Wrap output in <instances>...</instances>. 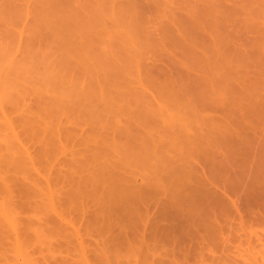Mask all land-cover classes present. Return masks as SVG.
Returning a JSON list of instances; mask_svg holds the SVG:
<instances>
[{
	"label": "rangeland",
	"instance_id": "374dc122",
	"mask_svg": "<svg viewBox=\"0 0 264 264\" xmlns=\"http://www.w3.org/2000/svg\"><path fill=\"white\" fill-rule=\"evenodd\" d=\"M208 1L209 0H0V104H2L0 108L3 106L0 109V126L2 128L6 126L3 124L6 120V118H4L5 113V116H7V119L9 118L11 120L8 119L10 123H12L13 129L16 131H10L11 135H13V133H18L19 135H17V138L20 136L18 139L21 140L20 142L15 138V135H13L14 137L11 136L9 130H7L8 133H6L5 136H3V134L0 136V144L5 143L7 146V143L10 141H15L18 147L21 149L23 148L22 150L24 152L27 150L26 147H28L29 152H26L33 154L34 157L32 162L35 160L34 163L28 165L31 168V170L29 169L32 173L31 176L34 177V180L36 179L35 181L41 182V184H37L36 187L40 186L45 188L41 190V188L38 187L40 188L39 191L44 192L48 190L46 189L48 185L46 182L47 179H50V181L53 179L52 183H54L56 182L54 178L60 175V179L62 180L63 173L65 174V171L68 172L70 168L68 165L69 163L71 165V161H73L71 159L73 150L82 153L81 155H77V157L80 156L83 158L85 152L86 154H91L100 143L101 147H103L102 149H104L107 154H105V158H107L106 160L108 161H105L106 166L113 161L111 160L109 162L108 156H110L111 159H117L118 156L122 157L124 152L123 156H125L128 154L125 151L128 148L134 157L138 156L137 163L138 161L144 162V159L146 160L147 164L145 162V164L138 163V167L137 163L134 162L135 158L131 157L134 159V163L131 162V164H129L128 161L126 164V167L130 168V170L127 168V170H121L125 173L129 170L128 172H130L131 175L134 174L132 183L136 185H134L135 189L138 188L137 186L147 181L154 184L159 180L160 182L157 183L164 182L162 184H167L169 182L172 183V181H178V184L184 182L192 184L193 182L192 186H196L199 181L197 182L198 178L196 175H192L194 169L192 173H190L192 168L188 170L191 166H189V164H191L190 162L196 163L198 165L195 164L196 167L200 169L203 167L210 168L208 173L218 171V174L215 173V178L220 182L226 179L227 175L230 176V178L232 176H234V178L238 176L237 178H241L243 181L247 180L252 171L255 170H253V168L257 167V164L260 163V159L261 161L264 159V157H262L264 156V0H210L211 3ZM189 2L191 3L190 6H188L190 4ZM259 2H262V4H259ZM236 7L238 9H236ZM210 8H212L213 12L209 11L210 13H208V10H211ZM201 9L207 11L204 13ZM187 10L193 11L190 14L192 15V19L188 18L190 11L188 12ZM195 10L196 14H194ZM184 17L185 19H183ZM186 17L193 20V22ZM212 21H214L215 24ZM247 21L250 23H247ZM191 23H193L192 26L198 23L197 25L199 27L196 25L193 28L190 26ZM235 23L238 24L236 25ZM185 24L187 30L184 27ZM196 27L198 29H196ZM236 32L238 34H235ZM194 33L196 35H192ZM240 35L243 36L241 37ZM195 40L199 45L195 43ZM191 46L192 48H190ZM103 57L106 60H104ZM111 60L116 61L117 64L115 65ZM104 61H109V65H112V67L107 65L109 62L105 64ZM97 62L98 64H96ZM101 62L107 65V68L109 67V69H111V73L114 71L117 72V76L122 75L120 79L115 78L117 82L114 80L113 83L110 82L116 75L113 76V74H109L113 77H111V79H108L109 77H104L103 72L106 70L108 74V71L105 69L106 67H103V70L100 68L102 67ZM127 63L129 64L127 65ZM125 64L127 70L122 69L125 68ZM95 67L100 70L97 71ZM80 69H82V71ZM125 70L126 72H124ZM78 72L79 76H77ZM92 72L95 74H92ZM96 72L101 76L103 75L102 81L104 84V78L105 80H110V83L108 81L107 85H102L101 81L99 82L100 85L98 82L96 83L95 80L99 81L101 78L100 75H96L98 74ZM62 73L64 77H62ZM64 73L66 76L69 74L71 80L75 78L76 82L78 81L79 84L78 82L75 84L72 83L75 80H72V82H69V80L67 81L66 79L67 77L69 78V76L65 78ZM71 73L73 74L71 75ZM80 73L83 77L80 76ZM91 74L92 77L89 76ZM52 75L54 76V78H52L56 86L53 84V81H49ZM94 75H96L97 78H94ZM90 77L94 78V81L91 80ZM57 82H59V85ZM63 83L64 85H62ZM96 84H98V86ZM73 86H75V90L77 89L76 86H78V90L81 88V91L79 90L80 92H77H83L77 96V100L81 102L88 100L89 102H87L90 106L92 104V107L94 106L92 102H96L97 100L94 101V99L92 101L88 91L93 95L95 94L94 91L98 92L102 87H105L106 94H111V96L116 95L115 97H117V94L122 92L127 94V96L125 99L121 100L123 104H121L120 101L115 102V104L113 102V107L116 106V109L112 108L113 110L115 109L114 113H111L113 116L108 112V114L106 113L105 115L104 113L102 115L101 118L104 119L106 124H104V122L102 123L100 120V122L97 123L98 120L96 121V118H94L96 116L93 115L94 117H92V115L87 114V112L86 114H82V112H85L82 106H85L86 109L88 103L81 104L80 102L81 106L79 108L81 111L83 110L81 114L78 106L76 107L75 103L72 104L76 98H74L73 94L72 98V95L70 96L67 93H71L70 90L73 89ZM67 87L69 88L68 92L66 91L68 89ZM84 88L86 91H82ZM60 91L63 94H61ZM72 91H74V89ZM221 91L224 93H221ZM74 92L77 94L76 91ZM84 92L89 95L86 96L89 99L83 100L82 96L86 95ZM58 95L61 99H58L59 101H54L52 98L56 100L59 98ZM64 95L66 98H63ZM19 97L21 98L20 101ZM70 98L71 100H69ZM44 103L45 105L42 106ZM137 103L141 106H138ZM47 104L48 106H46ZM51 104L60 106L57 107V112L60 108L61 110L58 113L62 114L58 115L55 111L56 109H54L55 112H53L52 108L54 106L56 107V105L51 106ZM116 104L120 108H123L122 105L127 106H124L127 108V111L123 112L125 114H115L119 109ZM42 107H44V109L46 107L48 108L44 110ZM70 107H72V111ZM144 108L146 110H143ZM2 109H4L3 114H1ZM47 109L52 110V112L48 110L51 113H56L57 117H53L49 112L46 113ZM131 109L133 111H131ZM137 109L141 112L139 113ZM39 113H41V118H37ZM143 113H147V115H142ZM50 115L52 117H50ZM46 116L48 118H45ZM103 116L106 117V120ZM39 118H45V120L43 119L44 121H41L43 123L40 122L41 124L38 125L36 121L33 122V119L38 120ZM148 118L149 120H147ZM25 119H28L30 123L29 126ZM29 119L30 121L32 120L33 126ZM144 119H146V121ZM142 121H144V123H150L147 124V126ZM127 122L130 123L128 124ZM141 123L146 125V127ZM58 124L63 128H60ZM44 125L50 128L55 127L54 129L57 130H52L58 133L52 132L49 127L47 128ZM115 125H118L119 128L117 126L114 130L113 128H115ZM120 125H124L123 127H125V130L123 127L122 129L126 135L122 132V129H120ZM94 127L97 128L94 129ZM128 127H130V132L127 133L129 130ZM39 128L43 129L40 130ZM60 129L63 130V133ZM65 129H68L70 132V134H68L70 137L72 136V138L66 139L68 138V131H65ZM27 130H31V132ZM35 130H37V134L34 137ZM92 130H95L98 134L96 132L92 133ZM116 131L120 132L121 136L120 134L116 136V134H114ZM7 134L10 135V137H8ZM57 134L60 135L58 136ZM130 136L131 138L128 139ZM141 137L145 138H143L144 140L142 139V141L149 140L147 144L144 142L141 144V141H139ZM110 138H113L114 140L112 139V141L115 142L122 138L120 141L123 140L125 143L120 142L121 144L124 143L121 145V147L123 146L121 149L126 148L124 152H121L122 154L118 153V155L113 151L111 145H109V142H112ZM259 141H262V143H258ZM53 142L55 144H53ZM12 143L14 144V142ZM21 143H23L24 147L26 146V150ZM144 144L145 146L147 145L146 148ZM125 145L129 147H124ZM140 146H142V148H140ZM250 147H252L251 150H253V153L255 151V155L250 150ZM42 149L45 151L42 152V157L40 159L38 158L40 156L38 155V151L41 152ZM260 150H263V152L261 151V153H259ZM112 151L114 157H111V155H113L111 154ZM43 153H45V157ZM47 154L50 155L49 158L51 159L52 157L53 160L47 158ZM221 158H223L222 161L220 160ZM168 160H171V162H169L171 163L169 164L170 166L167 163ZM188 160L189 164L187 165ZM172 161L176 162L172 163ZM94 165H96V163H94ZM175 165L180 167L177 166L176 169ZM185 166L189 167L186 168ZM214 166L216 169H214ZM91 168L93 171L94 167ZM211 168L214 171H211ZM234 173L236 175H234ZM196 174L200 175L201 173L199 172V174ZM167 176H169L168 180L164 178L167 182L164 180L162 181V178L159 179L160 177ZM64 180L65 179H63V183L61 181L59 185H56L58 184L56 182L54 183V187L52 186L57 195H60L63 199L65 197L63 193L69 192L73 186L71 185V181V183H69V180ZM127 185H129V182ZM171 186L173 187L172 184L168 187ZM177 186L176 184L173 189L171 188L170 191L172 193H170V191H168V193L171 194L172 197L176 195V197L179 198V195L176 194L179 187ZM182 186L184 185L182 184ZM198 186L195 189L196 192L200 194L202 190H200ZM88 188L89 191L92 187L89 186ZM59 189L62 193L59 192ZM195 189L193 191L191 190V192L194 193ZM223 189L224 186L218 188V191L223 193ZM130 190H134V188L130 187ZM137 190L138 192H136ZM137 190L134 191L136 193L142 192L139 191V188ZM143 192V195L147 198L145 201L149 199V201L153 203L151 204L147 203L149 201H144L146 206L149 204V211L152 210V212L157 213L159 212L158 209H161L160 206L162 207L163 204L167 206L165 202L166 195H163L165 198L161 200V198H156V195L160 193L153 195V192L149 190ZM145 192L149 194V198ZM229 193L231 194L232 192L229 191ZM125 194L126 193H124V195ZM234 194L235 193H232L231 196H236V194ZM158 196L162 197V193ZM45 197H47V195ZM45 197L43 195V199L40 198L41 202L46 203L47 199ZM152 197L153 201L151 200ZM83 201L82 203H85L88 200L85 199ZM104 201L102 205L105 203V206L111 205L107 197ZM154 202L156 204H154ZM94 204L95 202L89 201L85 203V206L83 204L80 205L82 207V211L79 208L81 212L78 211L79 209L75 208L69 215L65 213L67 214V220L65 219L64 221H72L75 226L82 229L81 232H84L83 235L85 236H83V238L87 241V255L90 254L89 257L91 260H94V264H104V261H102L104 260L103 254L99 253L94 256V252L97 251H95V249H100L101 251L100 243H102L105 237L98 236L94 234V232L92 235H86L85 230L86 225L91 224L89 221L90 213L96 210L94 207L97 208V205ZM158 204H160V206L156 207ZM145 205L142 206L144 208L141 207L143 211L147 210ZM125 206L121 205L115 211V214L108 212L117 216V218L115 217L117 222L119 221L118 223L123 225L128 222V211L130 210V208H128V210ZM128 206L133 208V205ZM84 209H86L85 214L82 213ZM22 215L27 216V213ZM147 219L148 217H145L143 220L147 221L146 223L149 224L150 221ZM143 220L140 221L142 222ZM140 221L139 224H145L144 222H142L144 223L142 224ZM255 226L256 225H254V227ZM262 226L260 225L259 228H262ZM118 229L115 228L110 234L115 231L118 233L119 230L122 229L125 230V228ZM71 237L70 239L73 238L77 240L76 237ZM60 238L56 237L55 239L53 237L52 240L54 243H57L58 241H62V238L61 240ZM73 239L71 240L72 243H70L72 245L69 244V247L75 250L76 245L74 246L73 244H77L78 248L79 242L77 243L76 240ZM257 241L258 240L255 241L257 243L256 250L259 251L262 246L261 251L263 252V243L260 244ZM89 244L91 246H89ZM255 244L253 245L254 254L258 253L255 252ZM3 246L4 249L0 248L1 252L3 251L5 256L8 254V258H10L11 261L13 260L12 262L9 260L8 264H13V262L15 264H25L23 256H20L19 260L16 258L17 253L12 244L8 242L6 246L5 244ZM244 246L246 247L248 244H244ZM253 251H244V259L246 256L252 257V259L256 256L259 261L255 264H264L261 255L262 252L252 255ZM51 254H53V252ZM92 254L93 256H91ZM229 254L231 261L229 260L230 262L228 264L244 263V259H241L242 256H239L240 258L238 256L236 257L238 253L235 249ZM40 255L41 254H37L34 256L40 257ZM75 255H73V258H78V256ZM218 255H215V261L212 257L209 258L208 264H227L222 261L223 259H220ZM45 257L46 259H53L50 261L52 262L55 256H51L50 253H48ZM95 257L96 259H94ZM132 261L134 263V260ZM122 264H127L126 258L122 259Z\"/></svg>",
	"mask_w": 264,
	"mask_h": 264
},
{
	"label": "bare ground",
	"instance_id": "6f19581e",
	"mask_svg": "<svg viewBox=\"0 0 264 264\" xmlns=\"http://www.w3.org/2000/svg\"><path fill=\"white\" fill-rule=\"evenodd\" d=\"M257 1H259V0H257ZM208 2L211 3L210 0ZM188 4H186V5H188ZM247 4H249V3H247ZM259 4H262V2H259ZM190 5H191V3L188 6H190ZM207 5H209V4H207ZM211 6H213V5H211ZM240 6H242V5H240ZM259 6H263V5H259ZM207 7H209V6H207ZM223 7H225V6H223ZM210 9L211 10H208V13H210L209 11L213 12L212 8H210ZM236 9H238V8L236 7ZM202 11H204V13H205L207 10L206 11L202 10ZM254 11H256V10H254ZM192 12L190 11L188 18L192 19V15H190ZM258 13H259V11H258ZM194 14H196V10H195ZM193 18H194V16H193ZM249 18H251V17H249ZM183 19H185V17ZM191 19H188V20L193 22V20H191ZM212 22H214V21H212ZM247 23H250V22L247 21ZM192 24L193 23H191L190 26H192ZM197 24L198 23H196V25ZM214 24H215V22H214ZM185 26H186V24L184 25V27ZM195 26H192V27L194 28ZM242 26H243V24H242ZM259 26H261V25H259ZM185 29H186V27H185ZM196 29H198V28L196 27ZM190 30H188V31H190ZM232 30H231V32H232ZM54 31H55V29H54ZM199 32H201V31H199ZM50 33H51V30H50ZM54 34H56V33H54ZM235 34H238V33L236 32ZM50 35H52V34H50ZM192 35H196V34L194 33ZM240 36L242 37L243 35H240ZM235 39H237V38H235ZM196 40H195V43L197 44ZM190 41H192V40H190ZM216 42H218V41H216ZM240 43H242V42H240ZM197 45H199V44H197ZM219 47H221V46H219ZM238 47H239V45H238ZM190 48H192V46ZM237 49H240V48H237ZM70 51H73V50H70ZM236 54H238V53H236ZM104 57H103V59H104ZM104 60H106V59H104ZM189 60H190V58H189ZM193 60L196 61L195 59H193ZM112 61L115 65L117 64L116 61L111 60V62ZM218 61H219V59H218ZM108 62L104 61L105 64ZM104 63L101 62L102 67H100V68L102 69L103 67H106L105 69H107L108 74H107L106 70L104 69L105 70L103 72L104 77L105 78L109 77L108 79H111L112 76H110V75L113 74V76H114V75H116L117 72L112 71V73H111L110 72L111 69H109V67L107 68V65H109L110 62L107 65H105ZM191 63H192V61H191ZM224 63H225V61H224ZM96 64H98V62ZM101 64H99V65H101ZM128 64L129 63H127V65ZM109 66L112 67V65H109ZM125 66H126V64L124 65V67ZM96 67H98V66H96ZM126 68L127 67L122 68V69L124 70ZM80 70L82 71V69H80ZM96 70L99 71L100 69L98 70L96 68ZM126 70L124 72H126ZM230 71H232V70H230ZM96 73H98V72H96ZM100 73L103 74L102 72H100ZM72 74L73 73H71V75ZM92 74H95V73L92 72ZM92 74L89 76L92 77ZM96 75L99 76L100 74L98 73ZM96 75H94L93 77L97 78ZM54 76H55V74H54ZM54 76L52 75L49 78V81L50 82L53 81V84L55 82L53 79ZM67 76H69V74H67ZM67 76L65 74V78ZM77 76H79V72H78ZM80 76H81V73H80ZM102 76H101L99 81L95 80L96 83L98 82L99 85H100V83H99L100 81L102 82V85L104 84L102 81L103 80ZM116 76L114 78L112 77L113 79L111 81L110 80L109 81L113 83L115 81V78L120 79V77L122 75H119L117 77ZM57 77H58V74H57ZM62 77H64L63 73H62ZM81 77H83V76H81ZM91 77H90V79L94 81V78H91ZM69 78L67 77V79H66L67 81L69 80V82L70 81L72 82V80H75V78H72V80H71L70 76H69ZM78 78H80V77H78ZM105 78H104V82L107 85V83L109 81H108V79L105 80ZM62 80H65V79H62ZM116 80H118V79H116ZM57 81H59V80H57ZM77 82L75 80L72 83L75 84ZM115 82H117V81H115ZM57 83L59 85V82H57ZM78 84H79V82H78ZM98 84H96V85L98 86ZM54 85L56 86V84H54ZM62 85H64V83ZM78 86H76V88H77L76 90L74 88L75 86H73L74 91L77 92L81 89L79 87L80 89L78 90ZM92 87H94V86H92ZM72 90H70L71 93L69 92L67 94H69L70 96L72 94L74 95V98H76V100H74L72 102V104L75 103V106L76 107L78 106V108H79L81 106L80 105L81 101L77 100V96H79L83 92L79 93L81 91L80 90L79 92H77V94L79 93L77 95ZM93 90H94V88H93ZM66 91L68 92L69 88ZM82 91H86V89L84 88V89H82ZM116 91H117V89H116ZM98 92L94 91L95 94L91 95L92 93H90L88 91L90 96L88 94H86V92H84L86 95L82 96L83 100L89 99L86 97L88 95L89 97L92 98V101L94 99H95L94 101H96V100L97 101L92 102V103H94L93 107H92V104L90 106V104L88 103L89 102L88 100L81 102V104H83V103L87 104L88 103V105H86V109H85V106H82L83 109L85 110V112H82L83 110L81 111L80 108H79V110H80L79 112H80V114H81V112H82V114L83 113L86 114V112H87V114H91L92 117L96 116L94 118H96L95 119L96 121L98 120L97 123L100 121L103 123L104 119L101 118L102 115L104 113L106 115L107 112L110 113V115H112L111 113L112 112L114 113V111L116 109L115 108L116 106L113 107V102L115 104V102L120 101V103L123 104L121 102V100L125 99L127 94L118 91L119 93L117 92L118 93L117 97H115L116 95L111 96V94L110 95L106 94L105 87H102L101 90H98ZM60 93L63 94L61 91H60ZM96 93H98V94H96ZM221 93H224V92L221 91ZM73 95H72V98H73ZM58 97L59 98H57L56 100H55V98H52V99L54 101L61 99L59 95H58ZM63 98H66L65 95L63 96ZM80 98H81V96H80ZM20 99L21 98L19 97V101H20ZM69 100H71V98ZM17 101H18V99H17ZM41 103H43V102H41ZM56 104H58V103H56ZM56 104H54V105H56ZM101 104H102V106H101ZM210 104H212V103H210ZM0 105H2V104H0ZM44 105H45V103L42 106H44ZM52 105L53 104H51V106ZM59 105H61V104H59ZM137 105L141 106L138 103H137ZM46 106H48V104ZM88 106H90V107H88ZM122 106H123V108L121 107L122 108L121 109L117 105V107H119V109L117 108L118 110L115 112V114L121 115L120 113L127 111V108H126L127 106L126 105H122ZM124 106H126V107H124ZM2 107L3 106H1V108ZM54 107L52 108L53 112H55V111L57 112V109H58L57 107H60V106L56 105V107L55 108ZM42 108L44 109V107H42ZM46 108H48V107H46ZM49 108H51V107H49ZM112 108H115V109L113 110ZM20 109H21V106H20ZM54 109H56V110L54 111ZM3 110L4 109H2L1 114L4 113ZM40 110H39V112H40ZM48 110L49 109L46 110V113L49 111L52 112V110H49V111ZM60 110L61 109L59 108L58 112H60ZM70 110L72 111V107H70ZM143 110H146V109L144 108ZM131 111H133V110L131 109ZM137 111L139 113L141 112L138 109H137ZM51 112H49V113H51ZM58 112H57L58 115L62 114V113H58ZM128 112H129V110H128ZM128 112H126V113H128ZM41 113L38 114L37 118L38 117L41 118V116H40ZM66 114H68V113H66ZM123 114H125V113H123ZM144 114H145V116L147 115V113H143L142 115H144ZM51 115H53V117L54 116L57 117L56 113H51ZM51 115H50V117H52ZM103 117H105V116H103ZM148 117H149V115H148ZM4 118H6V120L4 119L5 123L3 122V124H5L6 126H3V128L5 127L4 129L0 126V136L2 134H3V136H5V134L8 133L7 130H9L10 135H11L10 131H15L13 129L12 123H10L11 120L9 118L8 119L10 121L7 119V116H5V113H4ZM40 118L38 120L33 119V122L36 121V123L39 125V124L43 123L41 121H44L45 118H48V117L46 116L45 118H43L44 120L40 119ZM94 118H93V120H94ZM141 118H144V117H141ZM0 119H1V117H0ZM26 120L28 123L27 125L29 126L30 123L28 122V119H25V121ZM58 120H59V117H58ZM58 120H56V121H58ZM105 120H106V117H105ZM144 120L146 121V119H144ZM147 120H149V118ZM29 121H30V119H29ZM96 121H95V123H96ZM33 122H31L32 126H33ZM142 122L144 123V121H142ZM143 123H141V124L147 125L150 122H147L144 124ZM104 124H106V122H104ZM109 124H111V123H109ZM58 125L60 126V128L62 127L60 124H58ZM146 125H144V126L146 127ZM59 126H58V128H59ZM117 126L115 125L114 126L115 128H113V127L112 128L115 130ZM123 126L120 125V129H122ZM45 127H47V125ZM54 128H50V129L52 130ZM96 128L94 127V129H96ZM118 128H119V126H118ZM129 128L130 127H128V129ZM42 129H40V130H42ZM123 129L125 130V127H123ZM123 129H122V132L124 133ZM2 130H3V132H2ZM54 130L56 131L57 129H54ZM54 130H52V132ZM60 130L63 133V130L62 129H60ZM131 130H133V129H131ZM27 131L31 132V130H27ZM55 131H54V133H58ZM65 131H68V129L67 130L65 129ZM50 132H49V134H50ZM93 132H96V131L92 130V133ZM97 132H98V129H97ZM128 132H130V129L127 131V133ZM34 133H35L34 134V137H35V135L37 134V130H35ZM41 133H42V131H41ZM68 133L70 134L69 131L67 132V134ZM32 134H33V131H32ZM51 134H53V133H51ZM67 134H66V136H67ZM69 134L67 136L68 138H66V139L72 138V136L70 137ZM114 134H116V136H117L120 134V132L116 131V133H114ZM7 135H6V139H7ZM10 135H8V137H10ZM13 135H15V138H17V135H19V134L13 133ZM13 135H11V136H13ZM42 135H43V133H42ZM99 135H101V134H99ZM129 135H130V133H129ZM120 136H121V134H120ZM19 137L20 136H18V138ZM15 138H14V140H15ZM47 138H48V136H47ZM129 138H131V136L128 137V139ZM143 138L144 137H141V140H139V141H141V144H143V142L145 144H147V141H149V140L142 141ZM11 139H13V138H11ZM112 139L113 138H110L111 141H112ZM120 140H118V141L116 140V142L115 141L109 142V145H111L113 151H115L117 154L124 152V149H126V148L121 149L123 147V146L121 147V145H123L125 142L123 140L122 141H120ZM19 141L21 142V140H19ZM12 142H14V144ZM120 142L121 143L124 142V143L121 144ZM254 142H255V140H254ZM10 143H12V144H10ZM258 143L261 144L262 141L261 142L259 141ZM4 144H0V195H1V198H0V248L4 249L3 245L5 244V246H6V244H8V242H9L10 244H12L15 247V252L17 253L16 258H18V260H19V257L23 256L25 264H94V262H93L94 260H91V258L89 257L90 254L87 255V253H88L87 243H86L87 241H85V239L83 238L84 232L83 233L81 232L82 229L80 227L75 226V224L72 221H69V220H68V222L64 221L65 219L67 220V216H66L67 214H65V213H68V215H69V213L73 212L72 211L73 209H75V208L81 209L82 207L80 205L83 204L85 206V203L89 202V201H92L93 203L95 202L94 205H97V208L94 207V209H96V210L94 212H91L89 215V221L91 224H88L85 227L86 235H92V233L94 232V234H96L98 236L105 237V239L102 241V243L99 242L100 247H101V251H100V249L99 250L95 249V251L96 250L97 251L94 252V256L96 254H99V253L103 254L104 260H102V261H104V264H122V259H124V258H126L127 264H208L209 258L212 257L214 260L215 255L216 254L218 255V253H219L218 257H220V259H223L222 261H224L225 263L228 264L231 261L229 258V255H230L229 253L231 251H234V249H235V251L238 253L236 255V257L242 256L241 259L243 260L244 255H245L243 253L250 252V251L252 252L254 250L253 245L256 243L255 242L256 240H258L257 242H259L260 244L263 243V250H264V241H263L264 240V159H262V161L260 159L259 164H257V162H256V164L258 166L253 168V170L254 169L255 170L252 171V173L250 174V176L247 178L246 181H243L241 178L240 179L237 178L238 176L237 177L235 176V178H234V176H232L233 178L232 177L230 178V176L227 175L226 176L227 178L224 176L226 179H224V180L222 179L223 180L222 182L216 180V178H215V175H216L215 173L218 174V171L215 172L211 168V171L213 170L214 172L208 173L210 168L208 169V168L203 167L204 170L202 167H201L202 169L197 168L196 163L190 162L191 164H189V160H188L187 165L189 164V166L190 165L191 166L190 167L185 166V167L186 168L189 167L188 170H190L192 168L190 170L191 171L190 173H192V170L194 169L192 175H196V177L199 179V180L197 179V182L199 181L198 182L199 184L196 182L199 186L196 183H194V184H196V186H192V184H193L192 181H191L192 184L185 183L183 181L185 183V184L182 183L184 186H182L181 183H180L181 184V186H180V184H178V181H176V182L172 181V183L169 182L167 184L166 183L162 184L164 182L157 183V182H160V180L154 184L149 183L150 181L149 182L147 181L144 184H142V185L140 184L139 186H137L139 188V191H142L141 192L142 194H141L140 192L136 193V192H138V190H137L138 188L135 189V187H134L135 184L132 183L134 174L131 175L130 172H128L130 170V168L126 167V164L128 161H129L128 162L129 164H131V162L137 163L136 161L138 160V158H137L138 156L134 157L128 148L129 146L125 145L124 147L128 148L125 150L128 154L123 156L125 152L123 154L121 153L122 157L118 156L119 154L118 155L115 154L116 156H118L117 159H115V158L111 159L110 156H108L109 162L111 160H113V161H111L110 164L107 163L109 165L106 166L105 161L108 162L106 160L107 158H105L106 153H105L104 149H102L103 147H101V143H100L98 145V147H95L96 150L94 149V152H91V154H88V153L86 154V152H85L83 155V158L80 156L77 157V155H81L82 153H79V151L73 150L72 155H71L72 156L71 159L73 161H71V165H70V163L68 165L70 167L68 172L65 171V174L63 173L62 180L60 179L61 178L60 175H58V177L54 178V180L56 179V182L58 183L56 185H59V182H61V181L63 183V179H65L64 181L69 180V183L72 182L71 185H73V186H72L71 190H69L70 188L68 189L69 192H66L67 195L65 192L63 193V194H65V197L63 199L60 195H57L55 190H53L54 183H56V182L52 183L53 179L51 181H50V179H47V181H46L48 183L47 188H46V189H48L47 191H44V192L39 191L40 188H41V190L45 189V188L40 187V186H38L40 188L36 187L37 184H41V182L39 183V182L35 181L36 179L34 180L33 179L34 177L31 176L32 175V173L30 172L31 168L28 165L34 163L35 160H34V162H32L34 156H33V154L28 153L29 152L28 147L25 146L27 149L26 150L23 143H21V145H23L24 149L26 151H28V152H26V151L24 152L22 150L23 148L21 149L20 147H18L17 142H15V141H10L9 143H7V146H6V144L4 146ZM53 144H55V143L53 142ZM138 144H140V143H138ZM145 144H144V147L146 148L147 145L145 146ZM142 146H140V148H142ZM247 147H249V146H247ZM258 147H259V145H258ZM251 148L252 147H250V150H251ZM43 151H45V150L42 149L41 152L38 151V153H39L38 155H40L38 158L41 159ZM63 151H66V150H63ZM113 151L111 152V154H113ZM251 151L253 153V150H251ZM261 151L263 152V150H260L259 153H261ZM46 152H47V150H46ZM254 153H255V151H254ZM128 155H130V156H128ZM187 155H189V154H187ZM223 155H226V154H223ZM43 156L45 157V153H43ZM49 156L50 155H48L47 158H49ZM52 156H54V155H52ZM219 156L221 157L220 154H219ZM111 157H114V154L111 155ZM131 157L135 158V160L132 159ZM262 157H264V156H262ZM51 159H52V157H51ZM191 159H193V158H191ZM222 159L223 158H221L220 160L222 161ZM133 160H134V162H133ZM217 160H218V158H217ZM225 160H226V158H225ZM254 161H255V159H254ZM68 162H70V161H68ZM144 162L146 163L145 159H144ZM144 162L138 161L139 164H143ZM169 162H171V160L167 161L168 165L171 164ZM173 162H176V161H172V163ZM94 163H96V165H94ZM138 163H137V166H138ZM168 165H167V167H168ZM178 165H175L176 169H177ZM95 166H96V168H95ZM91 167H94L93 171H92ZM173 167H174V164H173ZM178 167H180V166H178ZM126 168L129 169L126 173L121 171L122 169L127 170ZM181 168H182V166H181ZM183 168H184V165H183ZM205 169H207V170H205ZM214 169H216V167ZM184 171H185V169H184ZM29 172H30V174H29ZM199 172L201 174L197 175L196 173L199 174ZM127 173H129V174H127ZM190 173H189V175H190ZM26 175H27V177H26ZM234 175H236V174L234 173ZM217 177H218V175H217ZM164 178L166 180H168L169 176L160 177L159 179L167 182ZM191 179H192V177H191ZM27 180H29V181H27ZM128 182H129V185H127ZM171 184L173 185V187L172 186L168 187ZM176 184L179 186V187L177 186L178 191L176 193L179 195V198H177L176 195H173L175 197H172V195L168 193V191H170L171 188L173 189L176 186ZM221 185L224 186L223 193L218 191V188L222 187ZM89 186L92 187L89 190L92 193H90L88 191ZM197 186H198V188H200V190H202L200 192V194L196 192L195 188ZM130 187L134 188V190H137V191L135 192L134 190H130ZM177 187H176V189H177ZM176 189H175V191H176ZM179 189L182 191H180ZM194 189H195V192L197 194L195 192L194 193L191 192V190L193 191ZM126 190L129 192H127ZM148 190L152 191L153 195L157 194V193H160V194L162 193V197L158 196L160 194L156 195V198H158V199L161 198V200L163 198H165L164 196L166 195L167 197L165 198V202L167 203V206H165L163 204L161 207L160 204H158V205H156V207L160 206V208H161V209H158L159 212L155 213V212H152V210L149 211V209H148L149 204L147 206L145 205V202L149 201V199L145 201V199H147V198L143 195V193H144L143 191H148ZM229 191L232 193H235L236 196H234V197L231 196L232 193L230 194ZM59 192H61L60 189H59ZM124 193H126L127 195L126 194L124 195ZM163 193H166V194H163ZM170 193H172V192L170 191ZM145 194L148 197L149 194H147L146 192H145ZM198 194H199V196H198ZM43 195H44V197L47 195V197H45L47 199V201L44 200V201H46V203L41 202V200H40V198L43 199ZM87 196H88V199H87ZM106 197L108 198V201L111 203V205L105 206V204H106L105 203V204H103L104 205V208H103L102 202L104 200H106ZM153 197L151 199L152 201H153ZM85 199L88 201H86L85 203H82V202H84L83 200H85ZM39 202H41V203H39ZM143 202H144V204H143ZM158 202H161V201H158ZM141 203H142V205H141ZM147 203H151V202L149 201ZM163 203H164V201H163ZM107 204H108V202H107ZM151 204H153V203H151ZM154 204H156V203L154 202ZM121 205H123V206L126 205L125 207H127V209L130 208V210H131L130 211L128 209L129 210L128 211V214H129L128 218L129 219H128V222L124 220L125 222H127V224H124V225L119 224L118 223L119 221L117 222V219H116L117 216L112 215L111 213H108V212H112L115 214V211ZM128 205H133V208L131 206L129 207ZM143 205H145L147 207V210L143 211V209H142V208H144V207H142ZM70 209H71V211H70ZM80 209L78 211H80ZM86 209L83 210V212H82L83 214L86 213ZM68 211H70V212H68ZM81 211H82V209H81ZM89 211H90V208H89ZM25 213H27V216L22 215ZM24 216H26V217H24ZM145 217L146 218L148 217L147 220L150 221L149 224L146 223L147 221L143 220ZM119 218H122V217H119ZM126 219H127V217H126ZM140 220H143L142 222H144L145 224L142 223ZM139 221L144 225L139 224ZM71 223H73V224H71ZM254 225H256L257 227L256 226L254 227ZM260 225L261 226L263 225L262 228L261 227L259 228ZM115 228H117V229L118 228L119 229L125 228V230H123V229L119 230L118 229L119 230L118 233L115 231V232H112V234H110L111 231H114ZM71 236L74 238L76 237L77 240L73 239ZM53 237L55 239H56V237H59V238L61 237L62 241H58L57 243L56 242L54 243L52 240ZM70 237L73 240H76L77 243L79 242L78 248H77V244H73L74 246L76 245L75 250H72L69 247V244L72 243V241H71L72 239H70ZM61 238H60V240H61ZM244 244H248V246L245 247ZM70 245H72V244H70ZM256 245H257V243L254 246L255 252H258V253L262 252L261 251L262 246H261V249H259V251H257ZM2 246H3V248H2ZM74 246H73V248H74ZM89 246H91V245L89 244ZM1 249H0V253H1L0 254V264H8L10 258H8L7 253H6L7 255L5 256L4 255L5 253L3 251L1 252ZM47 250H48V252H47ZM75 251H76V255H75ZM92 251H93V247H92ZM52 252H53V254H51ZM73 252H74V254H73ZM43 253L45 255L50 253L51 256L52 255L55 256V257H53L54 261L50 262L53 259H46L45 255ZM258 253L254 254V251H253L252 255H256ZM37 254L38 255L41 254L40 257L34 256ZM73 255L78 256V258L77 257L73 258ZM261 255L263 257L262 260L264 261V251L262 252ZM91 256H93V254ZM98 256H97V258H98ZM110 256H112V257H110ZM94 259H96V257ZM257 259L258 258L256 256L254 259H252V257L246 256L245 259L243 260V262H244L243 264H245L246 262H247L246 264H255L259 261ZM132 260H134V263ZM12 261L10 260V262H12ZM24 261H21V262H24ZM13 264H15V263L13 262ZM22 264H24V263H22Z\"/></svg>",
	"mask_w": 264,
	"mask_h": 264
}]
</instances>
